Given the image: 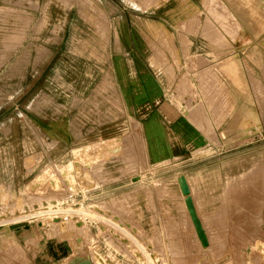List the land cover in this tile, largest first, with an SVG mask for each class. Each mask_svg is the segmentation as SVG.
Listing matches in <instances>:
<instances>
[{
  "label": "crops",
  "instance_id": "1",
  "mask_svg": "<svg viewBox=\"0 0 264 264\" xmlns=\"http://www.w3.org/2000/svg\"><path fill=\"white\" fill-rule=\"evenodd\" d=\"M38 1L5 7L24 24L23 48L2 73L0 198L34 190L33 179L46 175L48 193H60L63 175L77 179L80 156L94 160L95 175L132 177L103 191L133 182L145 164L180 161L176 176L189 192L198 173L207 177L197 184L205 201H218L222 160L203 150L228 129L240 130L231 144L264 132V0ZM30 33L44 47L36 54ZM13 47L7 37V53ZM209 202L203 206H216ZM35 223L24 264H66L74 246L57 231L61 221ZM95 234L98 258L113 264L106 236Z\"/></svg>",
  "mask_w": 264,
  "mask_h": 264
},
{
  "label": "rangeland",
  "instance_id": "2",
  "mask_svg": "<svg viewBox=\"0 0 264 264\" xmlns=\"http://www.w3.org/2000/svg\"><path fill=\"white\" fill-rule=\"evenodd\" d=\"M21 1L0 0V93L6 91V80L2 73H5L10 65L5 60H9L7 58L10 57L11 61L23 48L22 16L7 15L5 7H21ZM38 3V0H30L27 5L30 8H37L40 6ZM35 20L36 17H29L31 25ZM30 34L28 37L30 42L27 44L33 49L31 52L36 54L37 50L44 47L41 41H37V36L34 38L35 34ZM7 37H14L13 53L6 51ZM253 129L254 132L262 131L260 125H256ZM239 132L240 130L237 129H228L223 131L220 137L214 135L213 145L203 150L204 153L216 151L222 160L221 197L216 202L213 201L212 194L206 199L207 202L210 200L211 204L216 203L215 207H204L206 203L204 193L198 191L197 184L199 181L204 183L207 179L205 176H199L196 183L190 181L193 191L189 192V197L183 196L182 179L176 176L182 170L180 161L158 165L152 170H149L145 164L141 168V174L133 177L134 183L129 182L125 186L118 187L109 186L111 190L106 188L103 191L105 184L118 180L120 176L97 175L95 178L92 175L93 170L97 171L94 160L92 159L93 164L91 161L87 164L79 156L77 179L63 175L61 181H64L61 182V191L58 194H49L48 189L43 186L48 182L49 175L35 177L32 182L34 190L27 187L25 191L14 196H5L2 192L0 264L26 263L28 257L24 245L27 243L28 235L39 231V225L35 222L49 224L55 220L62 223L58 225L57 231H60L63 237L69 238L74 246V255L71 257L78 253L83 254L84 258L94 260L95 264H111L108 260L102 261L97 256L96 245L100 241L96 232L106 236L108 241L103 247L110 249L109 252L114 258L113 264H255V260L258 261L256 264H263L264 132L262 131V136L254 134L253 141L249 138L248 142L229 143L230 140L240 136ZM250 140L252 142H249ZM201 165V161H195L190 167L193 166L198 170ZM121 178L129 181L132 177L119 179ZM65 184L68 189L64 187ZM91 185L96 191L90 193ZM124 188L129 190L127 192L133 196V199L129 198L131 196L127 192H122ZM149 192L153 193L149 195L152 202L148 196ZM117 195H122L123 198H113ZM122 211L126 214L124 215ZM137 217L142 218L144 222L142 225L136 222ZM30 224L33 226L31 232ZM83 251L87 252L82 253ZM88 252L92 253L93 257ZM244 252L247 254L245 255ZM71 257L69 260L72 259Z\"/></svg>",
  "mask_w": 264,
  "mask_h": 264
},
{
  "label": "bare ground",
  "instance_id": "3",
  "mask_svg": "<svg viewBox=\"0 0 264 264\" xmlns=\"http://www.w3.org/2000/svg\"><path fill=\"white\" fill-rule=\"evenodd\" d=\"M3 1H4V0H3ZM5 10H6V9H5ZM11 10H13V9H11ZM20 11H21V10H20ZM218 14H220V13H218ZM219 16H220V15H218V17H219ZM216 17H217V16H216ZM220 17H222V15H221ZM219 19H220V18H219ZM37 20H38V18H37ZM220 20H221V19H220ZM220 20H218V22L221 23L222 21H220ZM222 20H223V19H222ZM236 20H237V19H236ZM226 21H227V20H226ZM36 22H37V21H36ZM223 22H224L223 25H226V24H225V23H226L225 20H224ZM237 22H238V21H237ZM237 22H236V23H237ZM35 25H36V23H35ZM226 26H227V27H231V26H228V25H226ZM226 26H225V27H226ZM227 27H226V28H227ZM232 28H233V27H232ZM234 28H235V27H234ZM196 29H197V28H196ZM214 29H215V28H213V30H214ZM229 29H230V28H229ZM229 29H227V30H229ZM217 36H218V35H217ZM24 49H25V48H24ZM19 65H20V64H19ZM251 65H252V64H251ZM251 65H250V66H251ZM250 66H249V67H250ZM9 97H10V96H9ZM107 142H108V141H107ZM99 145H100V144H99ZM96 146H98V145H96ZM91 149H92V148H91ZM97 149H98V148H97ZM97 149H96V151H97ZM99 149H100V148H99ZM100 150H101V149H100ZM91 151H92V150H91ZM85 152H86V151H85ZM87 152H88V151H87ZM87 152H86V153H87ZM84 154H85V153H84ZM89 154H91V153H89ZM82 155H83V154H82ZM86 155H87V154H86ZM94 155H96V154H94ZM90 156H91V155H90ZM84 157H85V155H84ZM87 157H88V156H87ZM91 157H92V156H91ZM93 157H94V156H93ZM89 158H90V157H89ZM89 158H87V159H89ZM90 159H92V158H90ZM89 161H90V160H89ZM91 161H92V160H91ZM91 168H92V167H91ZM94 172H95V171H94ZM98 172H99V171H98ZM66 173H67V172H66ZM91 173H92V172H91ZM91 173H90V174H91ZM99 173H100V172H99ZM99 173H96V174H99ZM191 173H192V172H191ZM92 174H93V173H92ZM65 175H66V174H65ZM83 175H84V174H83ZM93 175H95V174H93ZM195 175H196V174H195ZM86 176H87V175H86ZM95 176L97 177V175H95ZM95 176H94V177H95ZM100 176H101V175H100ZM103 176H104V175H103ZM117 176H118V175H117ZM197 176H198V173H197ZM197 176H193V177H191V178H190V181L193 182V180L199 179V178H198L199 176H198V177H197ZM92 177H93V176H92ZM96 177H95V178H96ZM115 177H116V176H115ZM123 177H125V176L123 175ZM189 177H190V176H189ZM95 178H94V179H95ZM100 178H102V177H100ZM103 178H105V177H103ZM113 178H114V177H113ZM119 178H120V177H119ZM119 178H118V179H119ZM97 179H98V178H97ZM105 179H106V178H105ZM110 179H111V178H110ZM106 180H108V179H106ZM115 180H116V179H115ZM51 181H52V180H51ZM63 181H64V180H63ZM63 181H61V182H63ZM78 181H79V180H78ZM93 181H94V180H93ZM95 181H96V180H95ZM97 181H98V180H97ZM99 181H100V180H99ZM112 181H113V180H112ZM164 181H167V180H164ZM49 182H50V180H49ZM52 182H53V181H52ZM58 182H60V180H59ZM69 182H71V181H69ZM73 182H74V181H73ZM75 182H76V181H75ZM85 182L88 183V181H86V180H85ZM160 182H161V181H160ZM80 183H81V182H80ZM80 183H79V184H80ZM155 183H156V182H155ZM62 184H63V183H62ZM77 184H78V182H77ZM77 184H76V185H77ZM88 184H89V183H88ZM100 184H102V183H100ZM153 184H154V183H153ZM98 185H99V184H98ZM53 186H54V185H53ZM94 186H95V185H94ZM58 187H59V185H58ZM64 187L67 188V187H66V184H65ZM69 187H70V186H69ZM142 187H144V186H142ZM145 187H146V186H145ZM145 187H144V188H145ZM149 187H150V186H149ZM153 187H154V186H153ZM62 188H63V187H62ZM76 188H77V187H76ZM146 188L148 189V187H146ZM60 189H61V188H60ZM67 189H68V188H67ZM67 189H66V190H67ZM72 189H73V188H72ZM83 189H85V188H83ZM136 189H137V188H136ZM69 190H70V189H69ZM69 190H68V191H69ZM73 190H74V189H73ZM134 190H135V189H134ZM137 190H138V189H137ZM137 190H135V191H137ZM145 190H146V189H145ZM161 190H162V189H161ZM59 191H60V190H59ZM63 191H65V190L63 189ZM75 191H76V190H75ZM75 191H74V192H75ZM132 191H133V190H132ZM132 191H131V192H132ZM146 191H147V190H146ZM76 192H77V191H76ZM143 192H144V190H143ZM147 192H148V191H147ZM61 193H62V192H61ZM65 193H66V192H65ZM127 193H128V192H127ZM74 194H75V193H74ZM121 194H122V193H121ZM145 194H146V193H145ZM147 194H148V193H147ZM151 194H153V193H150V192H149L148 196L151 195ZM62 195H64V194L62 193ZM67 195H68V194H67ZM85 195H86V194H85ZM125 195H126V194H125ZM128 195H130V194L128 193ZM128 195H127V197H129ZM130 196H131V195H130ZM145 196H146V195H145ZM148 196H147V197H148ZM61 197H62V196H61ZM100 197H101V196H100ZM132 197H133V196H131V197H129V198L131 199ZM135 197H136V195H135ZM63 198H64V197H63ZM102 198H103V197H102ZM111 198H112V197H111ZM113 198H115V199H116V198H117V199H120V198H123V197H122V195H121V196H120V195H117V196H114ZM144 198H145V197H144ZM149 198H151V197L149 196ZM109 199H110V197H109ZM132 199H133V198H132ZM118 201H119V200H118ZM121 201H122V200H121ZM121 201H119V202H121ZM99 202H100V201H99ZM113 202H114V201H113ZM122 202H123V201H122ZM150 202H152V198H151V201H150ZM146 203H147V202H146ZM91 204H92V203H91ZM95 204H96V203H95ZM97 204H98V203H97ZM101 204H102V203H101ZM114 204H115V203H114ZM120 204H121V203H120ZM163 204H164V203H163ZM99 205H100V204H99ZM150 205H151V204H150ZM110 206H111V205H110ZM110 206H109V207H110ZM119 206H120V205H118V207H119ZM121 206H122V205H121ZM121 206H120V207H121ZM126 206H128V203H127ZM146 206H147V205H146ZM146 206H145V207H146ZM148 206H149V205H148ZM154 206H155V205H154ZM65 207H66V206H65ZM113 207H114V206H113ZM115 207H117V206H115ZM122 207H123V206H122ZM139 207H140V206H139ZM150 207H151V206H150ZM66 208H67V207H66ZM147 208H148V207H147ZM77 209H79V208H77ZM117 209H118V208H117ZM46 210H47V209H46ZM55 210H56V208H55ZM59 210H60V209H59ZM75 210H76V209H75ZM90 210H91V209H90ZM131 210H132V209H131ZM131 210H130V212H133V211H131ZM49 211H50V210H49ZM51 211H52V210H51ZM51 211H50V212H51ZM61 211H62V210H61ZM63 211H64V210H63ZM70 211H71V210H70ZM76 211H77V210H76ZM126 211H127V210H126ZM45 212H46V211H45ZM73 212H74V211H73ZM86 212H87V211H86ZM88 212H89V211H88ZM119 212H120V211H119ZM130 212H129V213H130ZM140 212H141V211H140ZM37 213H38V212H37ZM39 213H40V212H39ZM62 213H63V212H62ZM113 213H114V212H113ZM115 213H116V212H115ZM122 213H123V211H122ZM169 213H170V212H169ZM35 214H36V213H35ZM117 214H118V213H117ZM123 214L125 215L126 213H123ZM133 214H134V213H133ZM27 215H28V214H27ZM54 215H55V214H54ZM60 215H61V214H60ZM76 215H77V214H76ZM130 215H131V213H130ZM137 215H138V214H137ZM45 216H46V215H45ZM94 216H95V215H94ZM155 216H156V215H155ZM40 217H41V216H40ZM150 217H151V216H150ZM16 218H17V217H16ZM105 218H106V217H105ZM122 218H123V217H122ZM14 220H15V219H14ZM1 221H3V220H0V222H1ZM7 221H8V220H7ZM99 221H100V220H99ZM129 221H130V220H129ZM153 221H154V220H153ZM67 222H68V221H67ZM79 222H80V221H79ZM110 222H111V221H110ZM115 222H116V221H114V223H115ZM64 223H65V222H64ZM70 223H71V221H70ZM72 223H73V221H72ZM103 223H104V221H103ZM67 224H68V223H67ZM67 224H65V225H67ZM77 224H79V223H77ZM110 224H111V223H110ZM118 224H119V223H118ZM229 224H230V223H229ZM229 224H228V225H229ZM33 225H34V224H33ZM38 225H39V224H38ZM108 225H109V224H108ZM116 225H117V224H116ZM34 226H35V225H34ZM85 226H86V225H85ZM226 226H227V225H226ZM62 227H63V226H62ZM76 227H77V226H76ZM116 227H118V226H116ZM69 228H70V227H69ZM69 228H68V229H69ZM85 228H87V226H86ZM120 228H121V227H120ZM8 229H9V228H8ZM54 229H55V228H54ZM56 229H57V228H56ZM63 229H64V228H63ZM63 229H62V230H63ZM73 229H74V228H73ZM77 229H78V228H77ZM125 229H126V228H125ZM121 230H122V229H121ZM165 230H166V229H165ZM229 230H230V229H229ZM55 231H56V230H55ZM122 231H123V230H122ZM8 232H9V231H8ZM59 232H60V231H59ZM224 232H225V231H224ZM10 233H11V232H10ZM35 233H36V232H35ZM168 233H169V231H168ZM5 235H6V234H5ZM9 235H10V234H9ZM169 236H170V235H169ZM5 237H6V236H5ZM10 237H12V236H10ZM12 240H13V239H12ZM13 241H15V240H13ZM107 241H108V240H107ZM109 242H110V241H109ZM2 243H3V242H2ZM4 243H5V242H4ZM4 243H3V244H4ZM3 244H2V245H3ZM109 245H110V244H109ZM244 253H245V255L247 254V252H244ZM251 254H252V253H251ZM251 254H250V255H251ZM84 256H87V255H84ZM163 256H164V255H163ZM251 256H252V255H251ZM71 258H72V257H71ZM251 258H252V257H250V259H251ZM253 259H254V258H253ZM253 259H252V261H254ZM226 261H227V260H226ZM260 261H261V260H260ZM254 262H255V264H256L258 261L255 260ZM223 263H224V261H223ZM226 263H227V262H226ZM229 263H230V262H229ZM235 263H236V262H235ZM66 264H95V263H94V260H90V258L88 259V257H87V258H86V257L84 258V257H83V254H79V253H78V254H76L72 259L68 260V262H67ZM96 264H98V263H96ZM224 264H225V263H224ZM230 264H231V263H230ZM263 264H264V263H263Z\"/></svg>",
  "mask_w": 264,
  "mask_h": 264
},
{
  "label": "water",
  "instance_id": "4",
  "mask_svg": "<svg viewBox=\"0 0 264 264\" xmlns=\"http://www.w3.org/2000/svg\"><path fill=\"white\" fill-rule=\"evenodd\" d=\"M181 184H182L181 187L183 189V192L187 195V197H189V186L187 185V183L183 179H182Z\"/></svg>",
  "mask_w": 264,
  "mask_h": 264
},
{
  "label": "built area",
  "instance_id": "5",
  "mask_svg": "<svg viewBox=\"0 0 264 264\" xmlns=\"http://www.w3.org/2000/svg\"><path fill=\"white\" fill-rule=\"evenodd\" d=\"M56 217V216H55ZM57 217H59V215L57 216ZM65 218L67 217V216H64Z\"/></svg>",
  "mask_w": 264,
  "mask_h": 264
}]
</instances>
